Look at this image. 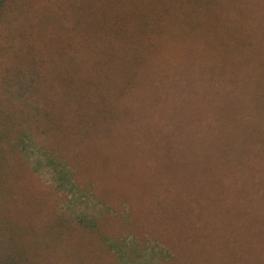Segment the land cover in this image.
Returning <instances> with one entry per match:
<instances>
[{
  "label": "rangeland",
  "instance_id": "obj_1",
  "mask_svg": "<svg viewBox=\"0 0 264 264\" xmlns=\"http://www.w3.org/2000/svg\"><path fill=\"white\" fill-rule=\"evenodd\" d=\"M260 3L252 12L264 18ZM102 7V0H0V80L16 71L27 75L31 49L39 56L47 43L74 38L89 9ZM190 61L184 58L186 66ZM163 64L172 77L163 76ZM153 65L135 90L152 99L124 114L112 132L92 133L71 166L49 157L43 137L26 140L24 181L11 180L10 196L0 202V226L10 214V243L22 264H264L261 191L242 188L225 169L222 188L205 187L202 176L196 180L202 170L186 161L196 159L187 153V134L195 145L205 141L190 134L198 122L185 105L199 106L198 85L208 75L192 73L188 84V74L174 76L177 60L170 54ZM223 86L230 91L215 73L206 89L219 99ZM126 98L121 111L136 102ZM236 200L242 218L230 210Z\"/></svg>",
  "mask_w": 264,
  "mask_h": 264
},
{
  "label": "trees",
  "instance_id": "obj_2",
  "mask_svg": "<svg viewBox=\"0 0 264 264\" xmlns=\"http://www.w3.org/2000/svg\"><path fill=\"white\" fill-rule=\"evenodd\" d=\"M260 2L264 0H102V8L89 9L87 23L74 38L47 43L39 56L31 49L25 60L29 73L16 71L0 80V202L10 196L11 180L26 174V140L43 137L49 157L71 166L76 149L92 133L112 132L124 114L152 99L148 92L136 95L135 90L144 71L155 66L149 64L168 54L177 60L174 76L188 74V84L194 80L192 73L208 75L198 85L199 106L185 105L198 122L190 134L205 141L195 145L187 134V153L196 159L186 161L191 170L203 172L196 180L202 176L205 187L222 188L220 169H225L226 175L243 181L242 188L249 190V185L263 198L264 18L258 10L252 12ZM186 57L191 58L189 66ZM206 63L210 74L204 71ZM163 68V76L172 77L165 64ZM215 73L230 85L229 92L223 86L219 99L206 89L213 86ZM128 94L136 102L121 111ZM238 204L236 200L230 210ZM10 216L0 226V264H22L20 252L11 247ZM253 219H258L256 213Z\"/></svg>",
  "mask_w": 264,
  "mask_h": 264
}]
</instances>
